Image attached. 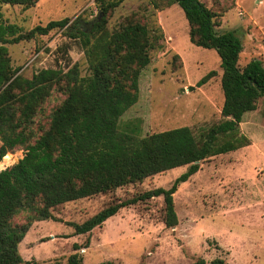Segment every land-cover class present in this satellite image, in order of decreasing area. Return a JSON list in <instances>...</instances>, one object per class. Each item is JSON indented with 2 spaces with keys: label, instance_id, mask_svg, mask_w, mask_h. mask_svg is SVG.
<instances>
[{
  "label": "rangeland",
  "instance_id": "1",
  "mask_svg": "<svg viewBox=\"0 0 264 264\" xmlns=\"http://www.w3.org/2000/svg\"><path fill=\"white\" fill-rule=\"evenodd\" d=\"M111 0H37L32 6L3 5L5 23L16 24L24 33L34 26L64 17L82 22L105 18L106 29L118 31L135 21L162 32L150 50V62L139 75L137 101L120 117L124 129L140 136L187 126L196 135L225 119L221 114L220 58L212 48L193 44L183 10L167 0H122L106 13L102 2ZM215 16L218 32L233 31L241 40L238 65L251 59L264 65V0H201ZM15 74L29 78L42 68L73 64L81 75L88 63L78 37L64 29L6 44ZM207 82H196L208 71ZM66 95L65 82L55 84L38 107L30 126L33 137L49 125L50 114ZM239 132L248 145L216 154L198 162L199 169L179 183L172 194L177 224L163 222L162 196L124 206L100 226L84 234H73L67 222L80 223L108 204L136 196L156 187L169 188L188 165L127 183L91 197L79 198L50 208L53 219L34 220V210L23 208L12 218L16 224L30 223L19 245L24 260L38 264H66L77 253L85 264H186L203 258L206 264L222 258L230 264H264V101L246 112ZM222 140L223 138L220 137ZM33 142V140H31ZM22 147L0 160V170L23 156ZM40 205V202H35ZM88 247L72 250L77 242Z\"/></svg>",
  "mask_w": 264,
  "mask_h": 264
},
{
  "label": "trees",
  "instance_id": "2",
  "mask_svg": "<svg viewBox=\"0 0 264 264\" xmlns=\"http://www.w3.org/2000/svg\"><path fill=\"white\" fill-rule=\"evenodd\" d=\"M36 1L0 0V160L6 162L8 152L17 147L24 150L17 162L0 170V264H38L35 260H24L19 251L30 226L29 222H12L21 209L34 210V220L53 219L50 208L58 204L188 165L169 188L149 189L108 204L80 223L67 222L74 235L88 233L120 208L162 196L163 222L173 227L177 215L172 194L179 183L199 169V161L248 145V139L239 132V123L246 112L255 109L259 99L264 101L263 62L255 58L243 67L238 65L240 38L231 30L218 32L214 27L216 15L201 0H167L183 10L190 41L214 49L220 58L221 114L225 119L199 135L187 126L144 136L134 128L124 129L119 124L120 117L138 99L140 72L149 64L150 50L162 32L138 21L110 32L104 17L86 23L80 15L71 21L67 17L50 20L24 33L16 24L3 21V5L29 7ZM121 1L102 2L101 12L106 13ZM55 28L64 29L69 37H78L88 73L81 75L73 64L66 71L42 68L29 78L15 74L6 44L45 35ZM215 73L208 71L195 85L204 84ZM62 81L66 87L64 99L52 110L48 128L33 137L30 126L38 107L52 87ZM37 201L40 205H35ZM81 247H88V241L84 245L72 244V250ZM66 264L85 263L74 252ZM186 264H206V261L197 258ZM210 264L230 263L214 258Z\"/></svg>",
  "mask_w": 264,
  "mask_h": 264
},
{
  "label": "crops",
  "instance_id": "3",
  "mask_svg": "<svg viewBox=\"0 0 264 264\" xmlns=\"http://www.w3.org/2000/svg\"><path fill=\"white\" fill-rule=\"evenodd\" d=\"M27 233H28V231H27ZM25 236H26V234H25ZM25 236H24V237H25ZM20 244H22V241L20 242ZM20 244H19V245H20Z\"/></svg>",
  "mask_w": 264,
  "mask_h": 264
}]
</instances>
